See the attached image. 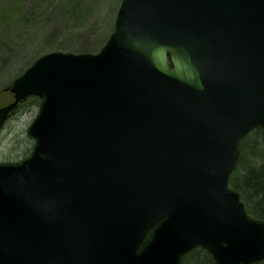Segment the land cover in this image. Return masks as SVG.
I'll list each match as a JSON object with an SVG mask.
<instances>
[{"label": "water", "instance_id": "water-1", "mask_svg": "<svg viewBox=\"0 0 264 264\" xmlns=\"http://www.w3.org/2000/svg\"><path fill=\"white\" fill-rule=\"evenodd\" d=\"M10 90L0 128L44 100L32 154L0 164V264L264 258L229 187L242 139L264 138V0H122L98 53H47Z\"/></svg>", "mask_w": 264, "mask_h": 264}, {"label": "rangeland", "instance_id": "rangeland-1", "mask_svg": "<svg viewBox=\"0 0 264 264\" xmlns=\"http://www.w3.org/2000/svg\"><path fill=\"white\" fill-rule=\"evenodd\" d=\"M121 3L0 0V107L13 100L10 83L41 56L56 51L98 53L115 29ZM41 103L39 97L26 99L0 129V164L17 163L30 155L35 140L28 130Z\"/></svg>", "mask_w": 264, "mask_h": 264}, {"label": "trees", "instance_id": "trees-1", "mask_svg": "<svg viewBox=\"0 0 264 264\" xmlns=\"http://www.w3.org/2000/svg\"><path fill=\"white\" fill-rule=\"evenodd\" d=\"M237 168V170H236ZM238 171L239 173H237ZM230 179V187L247 201L249 216L264 222V139L261 127L254 128L241 142V153ZM243 200V201H244ZM151 232L145 243L149 241ZM180 264H215L211 255L202 248L186 254ZM264 264V260L255 263Z\"/></svg>", "mask_w": 264, "mask_h": 264}, {"label": "bare ground", "instance_id": "bare-ground-1", "mask_svg": "<svg viewBox=\"0 0 264 264\" xmlns=\"http://www.w3.org/2000/svg\"><path fill=\"white\" fill-rule=\"evenodd\" d=\"M240 197H241V195H240ZM241 200H242V198H241ZM242 202L244 203V201L242 200ZM245 204V203H244ZM264 223V222H263ZM151 238H152V235H151ZM188 253H190V252H188ZM187 253V254H188ZM262 260H264V258H262V259H260V260H257V261H255V262H253V263H251V264H255V263H258V262H260V261H262Z\"/></svg>", "mask_w": 264, "mask_h": 264}]
</instances>
